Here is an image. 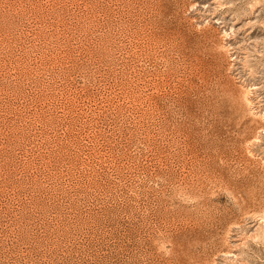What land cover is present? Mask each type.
<instances>
[{"label": "rangeland", "instance_id": "obj_1", "mask_svg": "<svg viewBox=\"0 0 264 264\" xmlns=\"http://www.w3.org/2000/svg\"><path fill=\"white\" fill-rule=\"evenodd\" d=\"M0 264H264V0H0Z\"/></svg>", "mask_w": 264, "mask_h": 264}, {"label": "bare ground", "instance_id": "obj_2", "mask_svg": "<svg viewBox=\"0 0 264 264\" xmlns=\"http://www.w3.org/2000/svg\"><path fill=\"white\" fill-rule=\"evenodd\" d=\"M209 58H210V57H209ZM224 90H225V89H224ZM223 94H224V93H223ZM223 94H222V95H223ZM220 95H221V94H220ZM223 96H225V94H224ZM223 96H222V99L224 98Z\"/></svg>", "mask_w": 264, "mask_h": 264}]
</instances>
